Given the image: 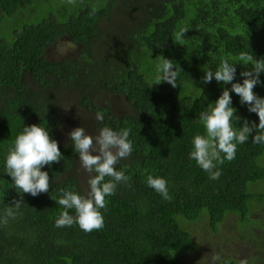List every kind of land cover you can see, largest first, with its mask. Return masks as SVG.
I'll return each mask as SVG.
<instances>
[{
  "label": "trees",
  "instance_id": "16d2710c",
  "mask_svg": "<svg viewBox=\"0 0 264 264\" xmlns=\"http://www.w3.org/2000/svg\"><path fill=\"white\" fill-rule=\"evenodd\" d=\"M65 37L75 52L50 58ZM241 53L264 59V0H0V220L20 199L5 161L23 128L41 125L62 153L42 169L49 192L23 194L16 217L0 223V264H211L202 239L227 229L218 243L240 241L249 257L231 252L216 264H264V144L253 133L216 180L190 159L193 138L205 134L200 111L231 89L204 83L205 71ZM164 57L179 71L175 88L156 84ZM251 67L237 64L233 83ZM260 81L253 91L264 98V72ZM231 95L234 128L258 124ZM81 126L93 136L104 126L131 129L133 146L117 165L131 179L106 197L104 227L90 233L55 227L63 191L88 190L68 136ZM149 175L166 179L171 200L148 186Z\"/></svg>",
  "mask_w": 264,
  "mask_h": 264
},
{
  "label": "clouds",
  "instance_id": "9594fccd",
  "mask_svg": "<svg viewBox=\"0 0 264 264\" xmlns=\"http://www.w3.org/2000/svg\"><path fill=\"white\" fill-rule=\"evenodd\" d=\"M72 2L73 0H69V3ZM172 61L164 57L157 64V72L162 75L157 76L156 84L167 82L173 88L177 87L179 71ZM237 64L252 65L240 73L244 78L242 83H233L237 74ZM262 72L264 59H256L248 53H241L239 62H229L228 59L221 58L215 72L205 71L204 83H211L215 79L217 83L231 84V89L224 88L214 106L212 103L207 110L200 111L198 118L205 128V134H197L192 140L190 159L195 160L197 165L208 173L209 179L216 180L220 177L218 165L223 164L225 160L235 159L237 146L246 143L253 133L255 135L252 142L264 144V98L253 91L257 84L262 83L260 81ZM232 92L240 97L242 105H248L250 113L257 114L258 124L255 121L250 124L244 120L242 127L234 128L232 119L237 110L232 107ZM95 118L100 123L105 119L102 112H97ZM130 132L131 129L128 128L116 131L104 126L93 136L81 126L68 134L75 152L79 155L80 167L89 174L88 190L86 194L71 190L63 191L58 200L52 197L64 209L56 219L55 227H71L77 224L86 233L104 227L101 209L106 207V197L115 194L118 184L128 183L131 179L123 170H117L119 161L132 154ZM61 157L58 141L51 137L48 130L37 124L23 128L9 149L5 161L7 175L14 181V188L20 194V199L14 201V206L5 209L4 218L0 223L7 224L9 218L16 217L24 203L23 194L36 197L49 192L50 176L42 169L46 165L59 163ZM147 184L163 199L171 200L166 179L149 175ZM71 210H74V216L70 214ZM219 259L217 254L210 255L211 264H216ZM241 264L247 262L241 261Z\"/></svg>",
  "mask_w": 264,
  "mask_h": 264
},
{
  "label": "rangeland",
  "instance_id": "374dc122",
  "mask_svg": "<svg viewBox=\"0 0 264 264\" xmlns=\"http://www.w3.org/2000/svg\"><path fill=\"white\" fill-rule=\"evenodd\" d=\"M75 50H76V45L70 39L65 37L48 49V56L52 59H59L64 56L71 55L72 53L75 52ZM257 216L261 217L260 214H258ZM231 222L234 223L233 220ZM256 224L258 225L261 224V221L258 220ZM196 227L198 229L199 225ZM231 233L232 231L230 229H227V230H224V232L220 234H208L204 236V239H202L203 241L202 254L200 255H203L204 251L207 250V253L217 254L220 257L219 260H221L222 258H226L231 252L233 256L238 257L239 256L238 250L241 247H239L236 243H234L231 246V248L228 246H223L218 243V240L221 241L222 239H226L224 237H226L227 234H231ZM197 237H199L198 234H197ZM241 246H243L242 243H241Z\"/></svg>",
  "mask_w": 264,
  "mask_h": 264
},
{
  "label": "flooded vegetation",
  "instance_id": "af4514ba",
  "mask_svg": "<svg viewBox=\"0 0 264 264\" xmlns=\"http://www.w3.org/2000/svg\"><path fill=\"white\" fill-rule=\"evenodd\" d=\"M237 245H238L239 247H241V248L238 250V251H239L238 259H242V260L247 259V258L249 257V254H248V251H247L245 245L241 246V242H240V241L237 242ZM241 253H242V255H241ZM233 257H235V256H233ZM231 258H232V256H231ZM234 260H235L236 262L239 261V260H237V258H235ZM217 263H219V262H217Z\"/></svg>",
  "mask_w": 264,
  "mask_h": 264
}]
</instances>
